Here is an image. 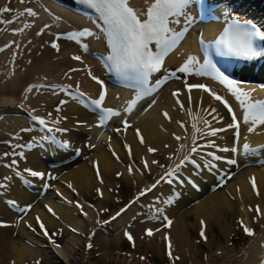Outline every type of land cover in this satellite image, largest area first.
Segmentation results:
<instances>
[{"label": "bare ground", "instance_id": "bare-ground-1", "mask_svg": "<svg viewBox=\"0 0 264 264\" xmlns=\"http://www.w3.org/2000/svg\"><path fill=\"white\" fill-rule=\"evenodd\" d=\"M201 1L206 4L201 15L206 22L211 21L210 28L208 24L195 32L193 25L194 29L190 28L179 47L166 57L165 69L176 71L189 55L200 59L198 40L207 41V35L220 34L226 26V12L251 20L264 30V0ZM12 2H16L15 7H11ZM147 3L130 0L129 6L145 11ZM255 3L260 9L254 11ZM6 7L13 11L4 14L2 20L11 21L5 24L13 26L9 32L8 26L4 32L0 29L2 39H8L0 44V152H8L11 157L0 159V185L7 186L0 187V264H259L264 259V125L249 132V126L242 122V109L223 85L208 77L177 72L175 82L168 83L154 98L141 101L126 117L129 121L126 130L120 118L101 127L97 111L61 90L70 86L71 91L78 89L97 99L101 86L89 76L90 70L107 89L105 107L123 109L135 95V90L119 89L121 86L114 82L116 72L108 73L112 68L109 69L104 55L109 53V47L95 12L85 4L80 10L72 0H9ZM28 9L36 16L27 15ZM250 11L255 15L249 14ZM190 12L195 16L192 7ZM58 17L66 22L63 27L58 24ZM217 27L220 28L215 34ZM208 28L209 33L205 34ZM83 29L95 34L82 41L88 44L87 52L81 44L66 38ZM53 42L59 44V51L51 47ZM258 44L264 50V41ZM77 55L81 61L73 59ZM238 80L243 81L244 90L252 92L254 100H264V90L254 85L264 83V58L244 68ZM186 83L208 85L228 101L240 122L235 157L215 148H204L200 154L213 151L234 157L239 166L221 161L217 162L218 169L212 172L204 169L197 174L189 165L182 169L181 175L191 178L198 187L187 182L183 185L161 182L136 200L142 190L189 152L193 136L201 146L207 140L220 147L231 148L235 144L234 128L213 137L204 135L210 130L204 121H210L211 128H227L231 114L202 90L192 89L189 94ZM33 85L44 87L28 92ZM173 92L181 94L179 103ZM211 107L217 112L210 115ZM215 115L222 117V122L214 120ZM33 116L48 119L50 127L68 129L67 133L55 135L70 141L71 147L59 149L50 141L35 144L34 141L52 133L42 131ZM54 120H60V124H52ZM193 123L200 132L193 129ZM244 143L259 147V154L245 157ZM29 144L33 147L28 148ZM26 169L44 172L45 179L29 176ZM177 192L179 198L174 203H162ZM10 200L29 210L21 212L8 203ZM157 209H162V213L158 214ZM241 221L255 234L246 235ZM202 230L206 240L200 235ZM36 231L45 240L42 245L45 250L38 247L40 244L33 236Z\"/></svg>", "mask_w": 264, "mask_h": 264}, {"label": "snow or ice", "instance_id": "snow-or-ice-1", "mask_svg": "<svg viewBox=\"0 0 264 264\" xmlns=\"http://www.w3.org/2000/svg\"><path fill=\"white\" fill-rule=\"evenodd\" d=\"M81 3L93 9L101 21V31L106 36L107 44L110 48V55L106 58L107 61L110 62V66L122 80L128 82L129 87L135 89L134 97L126 102L123 109H119L104 106L107 97V89L104 87V82L98 77L93 76L90 70L88 73L89 76L101 86V91L97 99L87 97L85 93L80 92L78 89L71 91L70 86L61 87V90L66 95L99 113V126L106 127L109 121L120 118L126 130L129 127V121L126 117L132 114L141 101L154 95L163 88L170 79L175 78L177 72L186 75L208 77L220 85H223L230 95L238 102L240 109H242V122L249 126V132H254L258 126L264 125V100H254L252 98V92L246 91L241 87L243 83L242 80L233 78L229 69L225 68L222 70L211 58L213 54L218 56H230L236 58L241 63H247L264 55V50L258 45V41H264V30H261V27H258L255 22L242 19L238 15H233L231 12H226L225 23L227 26L221 37L216 40L214 44H205L203 40L201 41L202 47L208 55V58L204 62H201L195 55H189L186 61L176 71H170L164 68L165 59L179 47L190 28L196 23V18L191 14L190 8L193 5L199 4L200 0H151L150 3H147L146 0L147 7L145 11H139L130 7V0H81ZM9 11H11L10 8L5 7L3 9L4 13ZM21 15H23V13ZM27 15L35 17L36 13L28 9ZM10 22L11 21L8 20H0V23ZM25 27H28V25H25ZM94 35L95 34L89 29H83L70 33L66 38L81 44L83 50L87 52L88 44L82 41L84 38ZM57 39H60V37L58 36ZM153 45L155 47H153ZM51 47L59 51V44L53 42ZM210 49L213 51L210 52ZM73 59L81 61L82 58L77 55L74 56ZM162 70L166 74L153 79L155 74L160 73ZM36 87H44V85H33L29 87L27 91L31 92ZM186 87L188 88L189 94L192 89H199L208 93L209 96L222 104L223 107L227 109L228 113L231 114V123L227 125V128H211V122L207 120L204 121L210 129L204 133V135L213 137L216 136L218 132H224L227 129L234 128L236 130L234 133L235 144L231 148L220 147L214 141L207 140L206 143L201 146L195 143L197 137L193 136V144L189 148V152L184 155L183 158L179 159L175 167L171 170H166L159 180L150 187L142 190L135 198L136 200L152 192L161 182L169 185H173L174 183L183 185L187 182L192 184L193 187H198L191 178H184L181 175L182 169L189 165L196 170L197 174L204 169L208 172L218 169L219 165L217 162L221 161L229 166H239L237 159L234 157L238 154L240 122L237 121L236 113L231 105L224 97L212 91L209 86L204 83H186ZM180 95L179 92H173V96L177 97L178 103ZM189 99H191L190 95ZM61 103H67V101H62ZM152 103L154 104L155 101H152ZM181 107H183V104H181ZM57 111H59V109H57ZM216 112L217 109L211 107L209 114L211 115ZM164 115L167 117V113H164ZM49 116H51V113H49ZM32 119L42 131L52 133L51 136L44 135L39 141H34L35 144H39L42 141H50L59 149H69L71 147L70 141L59 139L55 135V133H67L68 129L50 127L48 119L43 117L33 116ZM213 119L220 123L223 118L219 115H215ZM52 124L59 125L60 120H54ZM192 127L196 129L197 132L201 131V129L197 128L195 123L192 124ZM25 130L28 131V129ZM137 134L139 135V130H137ZM176 139L179 140L181 137H176ZM141 143H143L142 138ZM15 147L21 146L15 145ZM27 147L32 148L33 145L29 144ZM204 148H215L221 153L231 152L234 154V157L228 158L217 155L213 151H206L204 155H201V150ZM79 151V149H76L77 153H79ZM149 151L154 152L155 149H149ZM259 152L260 148H254L249 143L243 144V154L245 157L257 155ZM4 155L7 156L8 153ZM13 155H15V153H13ZM19 155L24 157L23 152H20ZM12 163L15 164V160H13ZM153 163L158 162L153 161ZM147 167L148 163L145 161V168ZM25 171L31 177L39 178L40 180L45 179L44 172L33 169H26ZM129 171H131V169H129ZM17 175H20V173L18 172ZM25 183H30V181H25ZM0 187L7 186L0 185ZM44 187L47 188L48 185L45 184ZM253 187H255L254 179ZM178 198L179 193L177 192L170 198L162 201V203L171 205ZM134 202L135 200L133 203ZM8 203L13 207L19 208L16 201L10 200ZM19 210L21 212H27L29 208H19ZM49 211H51V209H49ZM156 211L160 214L163 210L157 209ZM256 211L259 213L260 209L257 208ZM117 215H120V213H117ZM115 218L116 217H113V219ZM37 219L39 220V218ZM164 219L167 221L168 225H171L172 221L166 215ZM201 223L203 224V221ZM240 223L246 235L251 236L255 234L252 229L244 225L243 221ZM40 227L44 229L43 223H40ZM147 234L151 236V230H148ZM44 235H48L46 230L44 231ZM200 235L205 240L207 239L203 230ZM128 239L132 240V236L128 235ZM56 246L60 247V245ZM88 247L91 248L92 245L89 244ZM168 255L169 257L172 256L171 244H169ZM176 259H179V257H176ZM261 264H264V260H262Z\"/></svg>", "mask_w": 264, "mask_h": 264}, {"label": "rangeland", "instance_id": "rangeland-1", "mask_svg": "<svg viewBox=\"0 0 264 264\" xmlns=\"http://www.w3.org/2000/svg\"><path fill=\"white\" fill-rule=\"evenodd\" d=\"M22 1H26V0H22ZM9 2V0H0V11H2L1 13V15H0V20H2V16L4 15V14H6V13H4L3 12V9L7 6V3ZM19 2V1H18ZM15 4H16V2H12L11 3V7H15ZM11 11H13V9H11ZM60 17H58V20H59V22H58V24L59 25H61L60 27H63L64 25H65V23L66 22H63V21H61L62 19H59ZM64 25H63V24ZM5 23H0V29H7L8 27V29H7V31L6 32H9V30H10V26H13V23H11V24H5ZM8 26V27H7ZM3 32H4V30H3ZM7 34V33H6ZM3 35V33H2V31L0 30V44L1 43H4V42H6L8 39H7V37L5 38V39H2V36ZM62 37H64V38H62V40L63 39H65V36H62ZM1 47V46H0ZM1 51H3V49L1 50ZM34 67H36V66H34ZM29 69H32V68H29ZM37 70H39L40 71V69H37ZM32 73L35 75V73L32 71ZM0 99H1V97H0ZM34 103V102H33ZM2 105V104H1ZM6 146V145H5ZM8 149H10V148H8ZM6 153H8V152H6ZM5 153H3L2 154V152H0V159L1 160H4V159H6L7 157L4 155ZM9 154V153H8ZM8 156V155H7ZM8 157H11V156H8ZM9 164V163H8ZM8 164H6V165H8ZM7 167V166H6ZM73 199H76V197L75 198H73ZM124 224V223H123ZM121 227H123L122 225H121ZM119 234H121V232L119 233ZM118 234V235H119ZM113 236V234L112 233H109V236ZM117 235V236H118ZM33 236L35 237V239L37 240V242H38V244H40V246L42 247V245H44L45 243V240L43 239V238H41L40 236H39V232H35L34 234H33ZM40 246H38L39 247V249H42V250H45V248L44 247H40ZM124 250H125V248H124ZM44 252H46V251H44ZM50 255H48V257H49ZM52 261V260H51ZM60 261V260H59ZM167 264V263H166Z\"/></svg>", "mask_w": 264, "mask_h": 264}]
</instances>
